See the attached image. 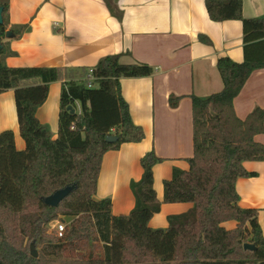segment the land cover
I'll return each instance as SVG.
<instances>
[{"label": "trees", "instance_id": "1", "mask_svg": "<svg viewBox=\"0 0 264 264\" xmlns=\"http://www.w3.org/2000/svg\"><path fill=\"white\" fill-rule=\"evenodd\" d=\"M110 13L120 18L112 0H104ZM3 7L0 38L7 26L8 0ZM210 20H239L242 24L241 63L220 57L216 70L223 89L205 98L191 96L193 154L188 169L174 168L163 183V201L153 188L152 168L161 162L153 151L140 159L143 170L130 189L135 198L132 211L113 216L109 199L95 200L102 156L123 144L139 143L143 129L134 125L122 97L120 80L151 76L149 65L137 61L125 64L122 55L104 57L91 69L96 87L69 81L62 85L58 134L52 139L48 128L38 122L37 109L46 100L48 85L63 77L55 68L5 65L12 53L1 44L0 94L14 93L19 134L25 149L14 146L13 132L0 133V264H264V234L257 223L258 212L238 206L235 185L247 173L243 163L264 161V145L254 138L264 133V108L256 107L244 119L237 118L233 100L250 75L264 69V17L245 19L242 0H206ZM27 25L10 29L13 38ZM202 41L208 43L206 37ZM38 80L37 85H26ZM66 87V90H64ZM82 112L75 111V102ZM178 99L168 104L176 108ZM70 106L73 115L66 109ZM117 136L107 144L106 136ZM66 187L70 194L58 207L45 198ZM192 204L185 214L170 216L166 229H150L148 223L161 204ZM71 218L61 239L45 233L48 224ZM60 220V221H61ZM233 222V229L224 223ZM40 246L37 259L29 248ZM244 244L254 250L243 249ZM47 257V258H46ZM52 257V258H51Z\"/></svg>", "mask_w": 264, "mask_h": 264}, {"label": "crops", "instance_id": "2", "mask_svg": "<svg viewBox=\"0 0 264 264\" xmlns=\"http://www.w3.org/2000/svg\"><path fill=\"white\" fill-rule=\"evenodd\" d=\"M112 1L121 19L110 13L104 0H8L6 30L22 25L28 29L18 39L4 37L12 53L4 62L10 68L62 70L63 77L48 85L47 98L36 112L52 139L59 129L62 85L70 77L66 72L75 76L104 57L120 54L125 64L137 61L153 69L151 76L120 80L122 97L133 124L143 129V140L123 144L101 159L94 198L109 199L111 214L119 216L129 214L134 207L130 184L140 180V159L149 151L161 161L152 168L159 202L163 201V183L170 179L172 170L188 169L186 159L193 154L190 97L202 99L219 93L223 87L216 70L218 58L241 63L244 53L241 21H211L206 0ZM242 15L251 20L263 18L264 0H242ZM37 84L38 80L26 82ZM170 97L178 99L176 108L169 106ZM233 105L240 119L256 107L264 108V69L250 75ZM5 130L13 132L14 146L23 151L12 90L0 94V133ZM254 140L264 145V133ZM243 167L254 177L237 180L238 206L258 212L257 223L264 234V161H247ZM191 208L190 203L161 204L148 227L166 229L170 216L185 214ZM224 227L233 229L235 224L226 222Z\"/></svg>", "mask_w": 264, "mask_h": 264}, {"label": "water", "instance_id": "3", "mask_svg": "<svg viewBox=\"0 0 264 264\" xmlns=\"http://www.w3.org/2000/svg\"><path fill=\"white\" fill-rule=\"evenodd\" d=\"M2 11H3V7L2 8L0 7V27H2L4 23V21L2 20ZM4 36L7 39H11L14 37L13 34L9 30L5 31ZM0 49H1V43H0ZM66 109L70 112L71 115L74 114V110L70 106H68ZM104 141L107 144H113V142L117 141V136H114V135L106 136ZM71 191H72V187H66L64 189H60V191H57L53 193L52 195L46 197L44 199L45 204L49 207L56 208L59 206L60 202L64 200V198L70 194ZM243 249L254 250L253 246L249 244H244ZM29 254H31V257H33L34 259L38 258V254H37V251L35 250L34 243H31L29 246Z\"/></svg>", "mask_w": 264, "mask_h": 264}, {"label": "built area", "instance_id": "4", "mask_svg": "<svg viewBox=\"0 0 264 264\" xmlns=\"http://www.w3.org/2000/svg\"><path fill=\"white\" fill-rule=\"evenodd\" d=\"M87 75H86V78L85 80H82V79H79V80H75V81H72L74 84H82L80 82L83 81L84 82V85L86 84V89H92V86L93 84H96V76L91 72V71H88L86 72ZM64 90H66V87H64ZM75 106V111H77V113H81L82 112V109H81V106H80V103L78 101L75 102L74 104ZM74 111V112H75ZM65 227H66V223L64 220H61V221H57L55 223V226H54V235H56V238L57 239H61L64 235V231H65Z\"/></svg>", "mask_w": 264, "mask_h": 264}, {"label": "rangeland", "instance_id": "5", "mask_svg": "<svg viewBox=\"0 0 264 264\" xmlns=\"http://www.w3.org/2000/svg\"><path fill=\"white\" fill-rule=\"evenodd\" d=\"M6 29H8L7 26H6ZM6 31H7V30H6ZM4 37H5V36H4ZM5 40H6V39H4V38H2V40H1V43H2V45H4V46H6V42H5ZM86 75H87V73H85V72H84V73H80V74H76V75L74 76V78L71 79V81H75V80H79V79L85 80ZM80 82H81L82 84H84L83 81L80 80ZM85 86H86V84H85ZM94 87H96V84H93L92 89H93ZM61 218H64V221L67 223V225H69V223L71 222V218H66V217H61ZM60 220H61V219H59V220H57V221H60ZM57 221H54V222L48 224V226H46V229H45L46 231H45V233H46L47 236H49V237H55V238H56V235H54V234H55V233H54V226H55V223H56ZM30 244H31V243H30ZM30 244H28L27 241H25V246L27 245L28 248H29ZM34 247H35V250L37 251V254L40 255V246L36 245V246H34ZM46 258H47V257H46ZM51 258H52V257H51ZM44 260H45V259H44ZM44 260H43V259L41 260V263H42V264H44Z\"/></svg>", "mask_w": 264, "mask_h": 264}]
</instances>
